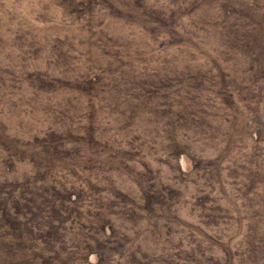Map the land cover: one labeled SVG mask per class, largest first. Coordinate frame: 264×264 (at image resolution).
I'll use <instances>...</instances> for the list:
<instances>
[{
	"label": "rangeland",
	"instance_id": "obj_1",
	"mask_svg": "<svg viewBox=\"0 0 264 264\" xmlns=\"http://www.w3.org/2000/svg\"><path fill=\"white\" fill-rule=\"evenodd\" d=\"M0 264H264V0H0Z\"/></svg>",
	"mask_w": 264,
	"mask_h": 264
}]
</instances>
